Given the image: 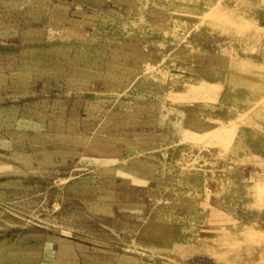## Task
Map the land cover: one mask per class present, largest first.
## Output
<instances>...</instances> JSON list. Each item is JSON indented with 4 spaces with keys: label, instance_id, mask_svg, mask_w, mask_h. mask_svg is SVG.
<instances>
[{
    "label": "rangeland",
    "instance_id": "374dc122",
    "mask_svg": "<svg viewBox=\"0 0 264 264\" xmlns=\"http://www.w3.org/2000/svg\"><path fill=\"white\" fill-rule=\"evenodd\" d=\"M0 264H264V0H0Z\"/></svg>",
    "mask_w": 264,
    "mask_h": 264
}]
</instances>
